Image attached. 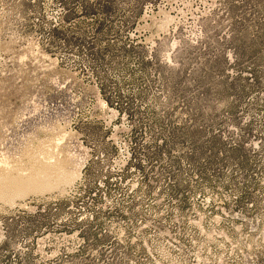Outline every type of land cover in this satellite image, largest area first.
<instances>
[{
  "label": "rangeland",
  "instance_id": "obj_1",
  "mask_svg": "<svg viewBox=\"0 0 264 264\" xmlns=\"http://www.w3.org/2000/svg\"><path fill=\"white\" fill-rule=\"evenodd\" d=\"M48 155L0 264H264V0H0V177Z\"/></svg>",
  "mask_w": 264,
  "mask_h": 264
},
{
  "label": "bare ground",
  "instance_id": "obj_2",
  "mask_svg": "<svg viewBox=\"0 0 264 264\" xmlns=\"http://www.w3.org/2000/svg\"><path fill=\"white\" fill-rule=\"evenodd\" d=\"M50 157V155H48L47 157L43 156L42 163L46 165L47 174L43 175L42 177L38 175L39 171L31 170L22 166L18 167L19 165L16 166L18 170H15L13 172L6 171L8 175L5 176L3 174V177H0V199H5V197L9 195L12 188H21L20 191L17 190L18 193H20L22 190H25L27 188L45 187L51 181L61 182L69 179V174L67 175L66 173H64V171H62L63 168L61 169V166L60 168L56 166V160H51ZM39 178L42 180V183L41 181L38 182V180H40ZM1 187H7L6 189L8 190H1Z\"/></svg>",
  "mask_w": 264,
  "mask_h": 264
}]
</instances>
